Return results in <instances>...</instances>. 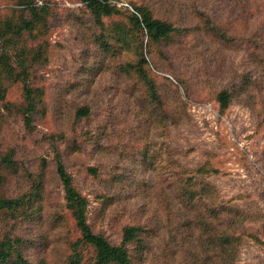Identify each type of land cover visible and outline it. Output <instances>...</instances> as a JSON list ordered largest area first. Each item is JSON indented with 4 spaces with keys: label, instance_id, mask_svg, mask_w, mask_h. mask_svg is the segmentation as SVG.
Returning <instances> with one entry per match:
<instances>
[{
    "label": "trees",
    "instance_id": "1",
    "mask_svg": "<svg viewBox=\"0 0 264 264\" xmlns=\"http://www.w3.org/2000/svg\"><path fill=\"white\" fill-rule=\"evenodd\" d=\"M77 1L62 12L57 0H13L0 11V264H238L248 239L261 241L264 206L225 199L213 150L192 164L193 148L177 138L194 125L196 100L222 113L241 104L264 125V9ZM59 23L77 60L51 103L35 80L55 55ZM50 107L64 120L45 136L51 156L6 141L12 116L33 132ZM77 175L101 185L93 215Z\"/></svg>",
    "mask_w": 264,
    "mask_h": 264
},
{
    "label": "rangeland",
    "instance_id": "2",
    "mask_svg": "<svg viewBox=\"0 0 264 264\" xmlns=\"http://www.w3.org/2000/svg\"><path fill=\"white\" fill-rule=\"evenodd\" d=\"M126 0L118 1L119 6L129 7ZM13 0H0V11L5 13ZM60 10L82 6L77 0H57ZM258 11L264 9V0H257ZM263 12V11H261ZM262 14V13H261ZM264 14V13H263ZM51 40L56 46L55 55L49 65L40 71L37 85L47 88L51 103L64 83L71 79L76 70V50L71 28L58 24L51 33ZM52 108H49V113ZM108 110V109H107ZM189 113L194 119V125L181 133L177 140L181 146L193 148L190 162L196 164L206 157V150H213L215 165L221 174L217 182L225 199L236 197V201L256 200L262 206L264 191V125H259L255 115L241 104L231 105L224 113L220 112L218 104L211 99L196 100L189 103ZM36 120L38 126L29 132L18 116H12L6 127V141L19 146L23 151L34 156L52 155L45 136L64 129V120L50 113L44 120ZM131 122V121H130ZM124 127L123 123H119ZM126 131V130H125ZM122 132V136L126 132ZM126 135V145L131 148ZM176 140V141H177ZM118 149L122 150V146ZM95 164L93 156L88 155L86 163ZM70 170L76 175L77 169L70 164ZM84 194L89 198L90 214L95 213L99 201L96 197L101 190L98 182H87L83 176H76ZM242 196L244 199H239ZM238 197V198H237ZM125 216L130 217L128 212ZM106 228L109 223L104 225ZM0 228L4 225L0 222ZM260 226V240L248 239L238 258V264H264V229Z\"/></svg>",
    "mask_w": 264,
    "mask_h": 264
}]
</instances>
